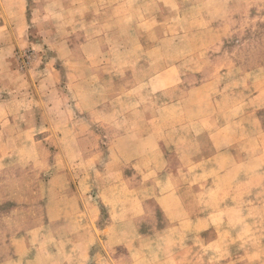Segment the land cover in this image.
<instances>
[{
    "label": "rangeland",
    "instance_id": "374dc122",
    "mask_svg": "<svg viewBox=\"0 0 264 264\" xmlns=\"http://www.w3.org/2000/svg\"><path fill=\"white\" fill-rule=\"evenodd\" d=\"M0 264H264V0H0Z\"/></svg>",
    "mask_w": 264,
    "mask_h": 264
}]
</instances>
